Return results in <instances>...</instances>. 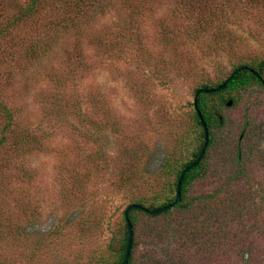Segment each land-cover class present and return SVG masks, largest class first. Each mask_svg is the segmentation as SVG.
Returning <instances> with one entry per match:
<instances>
[{"label":"trees","instance_id":"trees-1","mask_svg":"<svg viewBox=\"0 0 264 264\" xmlns=\"http://www.w3.org/2000/svg\"><path fill=\"white\" fill-rule=\"evenodd\" d=\"M108 14L111 23L100 22ZM249 20L264 25V0H0V57L8 60L11 71L19 72L25 79L36 82L42 76L50 88L53 86L51 89H57L51 93L53 96L43 97L44 110L60 123H75L77 130L85 125L78 110L86 102L76 95L78 90L68 92L65 88L80 89V78H85L92 68L85 52L88 45L95 47L99 60L117 54L130 59L129 48L133 47L142 62L150 63L152 54L147 40L154 37L164 44L162 62L170 59L176 62V69L177 65L183 68L189 64L195 49H199L201 54L220 63L215 64L218 78H205L197 83L196 91L220 86L241 66L259 73L257 76L243 69L223 89L199 94L198 105L209 128L206 152L199 164L185 174L181 199L173 208L159 214L130 210L134 237L128 264H264V247L259 249L264 246V203H259L264 195L258 200L247 183L252 174L264 168V149L255 150L250 140V135L260 134L259 122L254 113L249 114L251 108L264 103L258 89L264 88V56L245 51L242 37L231 27ZM146 23L155 24L152 37L145 32ZM218 57L226 58L232 67L230 72L224 71ZM19 62L21 66H17ZM191 106L192 128L187 127L185 133L175 137L177 144L163 156L157 173L147 175L140 170L139 152L145 145L131 148L133 156L119 169L121 186L129 187L132 183V188L137 183L141 188L144 185L145 190L130 197L128 205L138 203L152 210L176 199L179 177L197 159L205 140L193 102ZM242 106L244 110L236 119L224 114L225 109ZM18 112L2 98L0 91V114L8 119L0 148L15 134V152L30 139L28 130L19 127ZM234 122L241 128L229 159L234 171L213 192L198 194L200 183L216 182L211 151L222 144L227 148ZM94 129L95 134L85 130L87 137L99 132L105 135V126ZM98 155L90 158L95 162ZM152 179L159 182L158 188L150 189ZM124 211L108 251L92 250L89 264L123 262L129 240ZM74 215L84 238L97 234L105 223L96 209L86 211L81 205L75 207ZM0 264L9 262L0 259Z\"/></svg>","mask_w":264,"mask_h":264},{"label":"rangeland","instance_id":"rangeland-1","mask_svg":"<svg viewBox=\"0 0 264 264\" xmlns=\"http://www.w3.org/2000/svg\"><path fill=\"white\" fill-rule=\"evenodd\" d=\"M160 11L163 13L165 9L162 7ZM110 15L100 22L106 20L110 24ZM250 24L255 23L249 20L231 27L242 37L245 51L264 56V25ZM144 29L152 37L155 24L146 23ZM147 43L152 54L150 63L142 62L133 47L129 48L130 59L119 58L117 54L99 60L95 47L86 46L92 68L85 78H80V89L65 88L68 92L78 90L76 95L86 102L78 110L85 120L81 130L74 127L75 123L65 125L46 114L43 97L53 96L51 93L57 89H51L53 86L50 88L42 76L36 82L25 79L19 72L11 71L8 60L0 57L2 98L19 111L16 115L19 127L31 135L16 152V134L9 136L0 148L1 260L9 264H89L92 250L107 249L130 197L144 193V185L121 186L119 169L133 156L131 148L145 145L139 152L140 170L147 175L155 174L163 156L177 144L175 137L185 133L187 127L192 128L189 120L195 88L205 78H218V61L195 49L189 64L183 68L177 65L178 70L174 67L176 62L170 59L162 62L164 44L159 39L153 37ZM218 58L224 71L230 72L232 67L226 58ZM11 72L15 73L13 77ZM258 89L264 100V88ZM263 104L249 111L259 122L260 134L250 135L251 145L257 151L264 149ZM243 110V106L225 109L224 114L236 119ZM7 121L0 114V138ZM234 124L227 148L222 144L211 151L216 182L200 183L198 194L213 192L233 173L229 159L241 131L238 123ZM100 126L106 127L105 135L101 136L103 132L91 135ZM85 130L91 131V138ZM97 153L94 162L90 155ZM260 170L247 181L258 200L264 195V168ZM158 183L152 179L149 185L153 186L148 187L158 188ZM259 201L264 203L263 199ZM80 205L86 211L96 209L105 221L101 230L89 239L81 235L76 224L74 210Z\"/></svg>","mask_w":264,"mask_h":264},{"label":"water","instance_id":"water-1","mask_svg":"<svg viewBox=\"0 0 264 264\" xmlns=\"http://www.w3.org/2000/svg\"><path fill=\"white\" fill-rule=\"evenodd\" d=\"M243 69H248L250 71H252L255 75L259 76V73L254 70L253 68H250V67H247V66H241L239 67L238 69L234 70L232 73H230V75L226 78V80L218 87L216 88H203V89H198L196 92H195V95H194V100H193V103H194V108L198 114V117L200 118V121L202 123V126L204 128V135H205V140H204V145H203V148L199 154V156L197 157V159L192 162L190 165H188L187 167H185V169L182 171L180 177H179V180H178V184H177V193H176V199L174 200V202L168 204V205H165V206H162V207H159V208H156V209H148L147 207L141 205V204H138V203H134V204H130L126 207L124 213H125V217H126V221L128 223V229H129V240H128V245H127V248H126V252H125V257H124V260L121 264H128L129 263V259H130V255H131V250H132V247H133V237H134V228H133V225L131 223V220L129 218V212L130 210L132 209H141L145 212H148L150 214H159L163 211H166L170 208H173L181 199V186H182V181H183V178L185 176V174L191 170L192 168L196 167L199 162L202 160L205 152H206V148L208 147V144H209V128H208V125L204 119V116L202 115V112L199 108V105H198V96L201 92H205V93H210V92H216L218 90H221L223 89L224 87H226V85L228 84V82L233 78V76L243 70Z\"/></svg>","mask_w":264,"mask_h":264}]
</instances>
